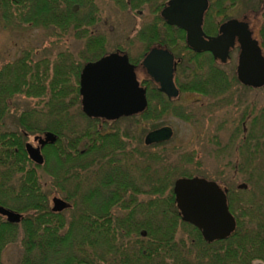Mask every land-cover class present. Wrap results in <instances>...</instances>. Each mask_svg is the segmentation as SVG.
Masks as SVG:
<instances>
[{
  "label": "trees",
  "instance_id": "16d2710c",
  "mask_svg": "<svg viewBox=\"0 0 264 264\" xmlns=\"http://www.w3.org/2000/svg\"><path fill=\"white\" fill-rule=\"evenodd\" d=\"M100 1L112 3L119 10L152 14V20L142 25L136 38L144 44V52L158 45L174 54L180 92L209 97L213 101L210 106L219 107L231 104L233 87L252 88L241 84L235 72L230 75L220 67L210 53L190 50L184 31L168 25L160 15L168 0H0V17L6 26L73 30L75 36L85 39L77 58L69 51L37 57L33 50H27L0 68V205L22 215L18 223L0 216V264L2 251L13 242L21 247L17 264H94L96 215L100 220L99 260L133 264L144 249L139 242L140 231H146L147 239L158 245L166 240L170 245L172 234L169 224L151 226L133 217V212L145 209L149 216L150 209L157 206L163 214L167 205H174L176 179L199 175L186 168L190 163L199 165L194 161L196 152L179 147L169 150L165 147L168 141L144 144L146 132L164 125L167 116L186 122L193 118L186 107L167 98L148 77L143 80L148 104L141 113L121 117L109 127L105 119L89 118L82 112L81 68L107 53L106 37L96 30L104 11ZM208 1L205 19L208 30L214 31V16L228 19L225 2L233 6L236 0ZM74 4L87 7L86 13L74 12ZM261 36L264 49V26ZM116 47L128 54L127 46ZM144 52L138 59L128 55L130 61L141 66ZM18 98L27 100L21 109L14 103ZM251 108L249 104L243 111L242 123L252 115ZM253 117L252 128L238 126L229 138L235 151H244L246 163L264 160V108ZM118 121L127 123L123 126ZM235 124L240 125L238 121ZM47 131L57 139L41 148L44 161L37 164L28 156L26 138ZM234 170H238L236 165ZM253 172L247 173L248 182L255 183ZM132 175H138L137 179ZM143 181L145 187L134 184ZM143 188L146 192L141 191ZM226 188L227 206L236 219L234 231L223 240L207 243L196 227L179 217L176 264H264V185L261 195L248 193L238 185ZM60 192L70 203L68 217L48 206L49 195ZM123 209H130V216L125 211L124 215ZM148 247L146 244V258L159 264ZM162 264H172L171 259Z\"/></svg>",
  "mask_w": 264,
  "mask_h": 264
},
{
  "label": "water",
  "instance_id": "95a60500",
  "mask_svg": "<svg viewBox=\"0 0 264 264\" xmlns=\"http://www.w3.org/2000/svg\"><path fill=\"white\" fill-rule=\"evenodd\" d=\"M208 4V0H168L160 15L168 25L186 32V42L193 51H208L222 64L228 61L229 52L237 42L240 47L237 79L252 88L264 86V54L258 40L252 37L247 22L228 19L220 25L217 36L204 38L201 25ZM76 9L77 5H73L72 10ZM142 65L167 98L179 95L173 79L176 63L168 49L152 47L144 56ZM79 94L81 110L89 118L116 120L139 114L148 104L146 89L140 85L134 65L126 53L119 51L86 62L80 73ZM173 134L170 125H162L146 132L143 142L152 145L169 141ZM56 139L50 131L34 136L37 146L30 142L25 144L29 158L42 164L41 148ZM246 187L244 183L238 185L240 189ZM225 191L215 181L196 176L180 177L174 182L173 192L181 220L198 228L206 241L225 239L236 227L235 218L227 206ZM52 202L53 212L70 206L68 201L58 196H54ZM0 215L12 223H18L22 218L21 213L2 205Z\"/></svg>",
  "mask_w": 264,
  "mask_h": 264
},
{
  "label": "rangeland",
  "instance_id": "374dc122",
  "mask_svg": "<svg viewBox=\"0 0 264 264\" xmlns=\"http://www.w3.org/2000/svg\"><path fill=\"white\" fill-rule=\"evenodd\" d=\"M74 5H77L74 12L86 13L87 7ZM225 5L229 17L242 18L243 15L247 16L254 36L259 40L263 39L261 31L264 26V3L259 0H236L233 6H231L230 1H226ZM100 8L104 11L100 13L101 20L97 23L96 30L106 37V52L115 51L117 45L127 46L128 55L138 59L144 52V44L136 38L137 32L144 23L152 20V14L146 10H142L141 13L119 10L112 3H103L102 1H100ZM222 19V16L216 17L218 22ZM14 26H6L0 17V68L7 62L15 61L27 50H33L37 57L69 51L77 58L84 48L85 39L75 36L73 30L60 33L53 28L29 26L17 28ZM236 63L237 52L234 50L231 52L228 62L218 65L231 75L233 72L236 73ZM137 77L140 81L145 78L141 66H137ZM232 91L231 104L223 106L219 104V107H211L210 103L213 101L209 97L197 93L180 92L175 98V102L186 107L193 114V118L190 122L175 116H167L163 120L164 125H170L174 131L173 137L166 143L165 147L169 150L173 147H179L188 152H196L194 161H198L199 165L193 163L186 165V168L194 173L198 172L199 175L218 180L225 186L237 188V185L244 183L247 185L245 189L248 190V193L254 192L256 195H261L264 192H261V187L264 185V160H257L258 162L252 160L246 163L244 151L241 149L235 151L234 146L229 144V138L232 131L239 126L235 122H239L237 118L244 110H247L245 109L247 105L250 104L253 108L251 116L264 108V86L243 88L238 85L233 87ZM26 102L27 100L21 98L14 101L20 109L21 105H25ZM20 109L16 110L19 111ZM16 110L14 109V111ZM83 122V120L80 121V123ZM115 122H108L109 127H113ZM118 122L123 126L127 123L125 121ZM245 125L249 128L250 120ZM11 128L15 129L16 127L11 125ZM33 136L35 135H29L26 141L36 146ZM259 161L263 165L259 164ZM234 165L238 170H234ZM251 171H254L253 175L257 178L254 180L255 183L247 181L249 176L247 173ZM221 172L226 175H219ZM57 195L64 198L63 192L51 193L50 198ZM262 203L264 204V201ZM63 212L68 217L71 210L67 209ZM20 252L21 247L17 242L8 244L1 253V264H17Z\"/></svg>",
  "mask_w": 264,
  "mask_h": 264
},
{
  "label": "flooded vegetation",
  "instance_id": "af4514ba",
  "mask_svg": "<svg viewBox=\"0 0 264 264\" xmlns=\"http://www.w3.org/2000/svg\"><path fill=\"white\" fill-rule=\"evenodd\" d=\"M209 5V4H208ZM162 10V9H161ZM207 11V10H206ZM206 11L204 12V15H203V19H202V25H201V28H202V31L204 32V38H207L208 36H217L218 34H219V27H220V25L223 23V22H225L226 20H228V19H231V18H236V17H229L228 19H226V20H224V21H216V17H218V15H216V16H214V20L212 21V24H213V26L216 28V30H208V28H209V22H208V20L207 19H205V13H206ZM135 12H137V13H141V11H135ZM161 12V11H160ZM236 19H238V20H241V21H245V22H247L248 23V28H249V30L251 31V35H252V37L254 38V39H256V40H258V42H259V45H260V47L262 48V51H263V47H262V40H259L257 37H255L254 36V32H253V30H252V28L250 27V21L248 20V18H247V16H245V15H243L242 16V18H236ZM174 26V25H173ZM175 27H177V26H175ZM179 28V27H178ZM179 29H182V28H179ZM57 30V29H56ZM183 30V29H182ZM60 33H63V32H65V30L64 31H61V30H58ZM184 31V30H183ZM184 36H185V41H186V32L184 31ZM80 38V37H79ZM186 44H187V42H186ZM188 45V44H187ZM155 46H157V47H162V46H158V45H155ZM155 46H151L146 52H144V54H143V57H142V59H141V61H140V63H141V67L144 69V73H145V78L144 79H146L147 77L149 78V79H151L156 85H157V88H158V90H159V86H158V84L147 74V72H146V69L143 67V65H142V60H143V58H144V56L147 54V52L152 48V47H155ZM189 47V46H188ZM163 48H165V47H163ZM190 48V47H189ZM167 49V48H166ZM169 50V49H168ZM190 50L191 51H193L191 48H190ZM236 51L237 52V60H238V54H239V51H240V47H239V44L236 42V44H235V47L234 48H232L231 50H230V52H229V59H230V54H231V52L232 51ZM116 51H119V50H116ZM170 51V50H169ZM114 52V51H113ZM119 52H122V53H124L123 51H119ZM171 52V51H170ZM193 52H195V51H193ZM202 52H208V51H202ZM264 52V51H263ZM108 53H110V52H107L106 54H108ZM172 53V52H171ZM196 53H201V52H196ZM208 53H210V52H208ZM173 54V53H172ZM211 54V53H210ZM105 55V54H104ZM128 55V54H127ZM174 55V54H173ZM103 56V55H102ZM211 56H212V54H211ZM101 57V56H100ZM129 57V56H128ZM213 57V56H212ZM98 59V58H97ZM214 59V58H213ZM228 59V60H229ZM96 60V59H95ZM215 60V59H214ZM92 61V60H91ZM129 61H130V59H129ZM174 61H175V63H177V58L174 56ZM216 61H218V60H216ZM88 62V61H87ZM131 62V61H130ZM219 62V61H218ZM228 62V61H227ZM132 63V62H131ZM86 64V63H85ZM84 64V65H85ZM133 64V63H132ZM224 64V63H223ZM83 65V66H84ZM134 65V67H135V71H136V74H137V66L135 65V64H133ZM236 65H237V63H236ZM83 68V67H82ZM82 68H81V70H82ZM175 69H176V67H175ZM176 71V70H175ZM175 71H174V76H173V79H174V83H175V85H176V87L178 88V90H179V93H180V89H179V87H178V85H177V83H176V81H175ZM80 73H81V71H80ZM79 78H80V74H79ZM137 79H138V77H137ZM144 79H142L141 81L139 80V82H140V85L142 86V87H144L145 89H146V86H145V84L143 83V80ZM160 91V90H159ZM161 92V91H160ZM163 93V92H162ZM146 94H147V89H146ZM164 94V93H163ZM165 95V94H164ZM166 96V95H165ZM173 99H175V98H173ZM247 112H249V111H247ZM250 112H253V109H251L250 110ZM121 118V117H120ZM120 118H118V119H116V120H119ZM253 116H247L245 119L248 121V120H250V121H252L253 120ZM237 119H239V122H240V125H239V127L241 128H243V129H250V128H252L253 127V125H249V128L248 127H246V125H245V123H242V119H243V117H242V114H240V116H239V118H237ZM116 120H106V121H108V122H114V121H116ZM33 141L35 142V144H36V146H37V141H35L34 140V136H33ZM165 142H167V141H165ZM219 175H226L224 172H221ZM48 176V175H47ZM132 176H134L135 177V179H137L136 177L138 176V175H132ZM200 177V178H205V179H207V180H213V181H215L222 189H226V191H225V193H226V195H227V192H228V189L226 188V186L223 184V183H221V182H219V181H216V180H214V179H212V178H207L205 175H192V176H190V177ZM134 184H141L142 186H146V183H145V181H143V182H135ZM142 192H146V189L145 188H143L142 190H141ZM58 194V193H57ZM58 196V195H57ZM144 196V195H143ZM54 196H52L51 198H50V195H49V197H48V206H49V208L51 209V211H52V206H53V202H52V198H53ZM58 197H60V196H58ZM62 198V197H61ZM62 199H64V198H62ZM65 200V199H64ZM67 201V200H66ZM129 206V205H128ZM116 208V207H115ZM130 208V207H129ZM67 208H65V209H63L62 211H60V212H63V211H65ZM114 210V209H113ZM117 210H118V212H119V215H120V212H121V210H120V208H117ZM130 209H123L122 210V213L124 214L125 212H126V214L128 215V216H130V211H129ZM125 211V212H124ZM230 211V210H229ZM114 212V211H113ZM54 213H58V212H54ZM134 213V216L133 217H139V218H142V220L143 221H145V222H148L151 226H158V225H163V224H165V225H170V227L172 228V234H171V244L169 245L168 244V241L166 240L165 241V244H163V245H158L157 244V242L155 241V240H152V239H147V234H146V231H140V236H141V238H139V242H141L142 244H143V246H144V249L142 250V252H141V256H140V258H138V260L136 259V260H134V262H133V264H153V262L152 261H149L146 257H147V252H146V244H149V247H148V249H149V253H150V255H155V257H156V259L158 260L157 262L159 263V264H162V262L163 263H167L168 261H169V259H171V262H172V264H176L177 263V256H178V240H179V232H178V221H179V217H180V215H179V209H178V207H177V204H176V201H175V196H174V205L172 206V205H167L166 207H165V209L163 210V214H162V211H161V207L159 208V209H157V206H155V207H153V208H151L150 209V211H149V216H147L148 214L146 213V210L145 209H143V210H141L140 212H133ZM126 214H124V215H126ZM232 214V213H231ZM233 215V214H232ZM3 218H5L4 216H2ZM98 216L96 215V217H95V219H94V236H93V246H92V250H93V252H94V254H93V260H94V264H106V262H104V261H100L99 260V245H98V225H99V223H100V220H98V218H97ZM233 217H234V215H233ZM235 218V217H234ZM6 219V218H5ZM235 221H236V219H235ZM192 225V224H191ZM192 226H194V225H192ZM195 227V226H194ZM198 229V228H197ZM199 230V229H198ZM199 233H200V235H201V237H202V239L204 240V241H206L204 238H203V236H202V233H201V231L199 230ZM219 240H223V239H215V240H212V241H206L207 243H213V242H217V241H219ZM156 250H158V251H156ZM194 257V256H193Z\"/></svg>",
  "mask_w": 264,
  "mask_h": 264
}]
</instances>
